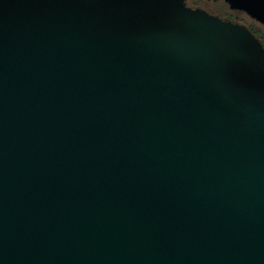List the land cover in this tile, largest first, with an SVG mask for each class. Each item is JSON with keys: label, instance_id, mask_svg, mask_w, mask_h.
<instances>
[{"label": "water", "instance_id": "1", "mask_svg": "<svg viewBox=\"0 0 264 264\" xmlns=\"http://www.w3.org/2000/svg\"><path fill=\"white\" fill-rule=\"evenodd\" d=\"M0 264H264V47L184 0H0Z\"/></svg>", "mask_w": 264, "mask_h": 264}, {"label": "flooded vegetation", "instance_id": "2", "mask_svg": "<svg viewBox=\"0 0 264 264\" xmlns=\"http://www.w3.org/2000/svg\"><path fill=\"white\" fill-rule=\"evenodd\" d=\"M191 4L201 8L211 15H221L226 18L236 19L238 22H244L251 31L264 43V26L255 20L244 15L241 11L233 9L227 0H186Z\"/></svg>", "mask_w": 264, "mask_h": 264}, {"label": "rangeland", "instance_id": "3", "mask_svg": "<svg viewBox=\"0 0 264 264\" xmlns=\"http://www.w3.org/2000/svg\"><path fill=\"white\" fill-rule=\"evenodd\" d=\"M233 9L241 11L244 15L264 26V0H227ZM244 25V22H239Z\"/></svg>", "mask_w": 264, "mask_h": 264}, {"label": "trees", "instance_id": "4", "mask_svg": "<svg viewBox=\"0 0 264 264\" xmlns=\"http://www.w3.org/2000/svg\"><path fill=\"white\" fill-rule=\"evenodd\" d=\"M186 5L192 7V8H195L197 6L191 4L190 2L184 0ZM219 18H221L222 20H225V21H232V22H236V23H239L235 18L233 19H230V18H226V17H223L221 15H217ZM252 34L253 36L261 43L262 47H264V43H262V41L251 31V29L247 26V25H244Z\"/></svg>", "mask_w": 264, "mask_h": 264}]
</instances>
